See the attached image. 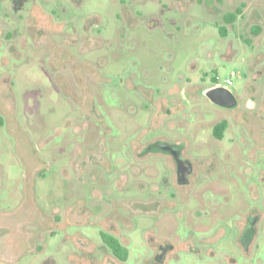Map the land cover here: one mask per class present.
I'll return each mask as SVG.
<instances>
[{
	"label": "rangeland",
	"instance_id": "rangeland-1",
	"mask_svg": "<svg viewBox=\"0 0 264 264\" xmlns=\"http://www.w3.org/2000/svg\"><path fill=\"white\" fill-rule=\"evenodd\" d=\"M0 264H264V0H0Z\"/></svg>",
	"mask_w": 264,
	"mask_h": 264
},
{
	"label": "trees",
	"instance_id": "trees-1",
	"mask_svg": "<svg viewBox=\"0 0 264 264\" xmlns=\"http://www.w3.org/2000/svg\"><path fill=\"white\" fill-rule=\"evenodd\" d=\"M231 19H233V15H230ZM226 128V123L225 122H220L217 124L214 128V135L216 136L217 139H221L223 135V131ZM103 242L108 246V248L112 251L113 255L119 259L120 261H126L128 252L125 247H123L120 242L115 239L112 236H109L105 233L101 234Z\"/></svg>",
	"mask_w": 264,
	"mask_h": 264
},
{
	"label": "water",
	"instance_id": "water-1",
	"mask_svg": "<svg viewBox=\"0 0 264 264\" xmlns=\"http://www.w3.org/2000/svg\"><path fill=\"white\" fill-rule=\"evenodd\" d=\"M205 96L211 103L221 108H231L235 105V98L232 93L221 87L207 90Z\"/></svg>",
	"mask_w": 264,
	"mask_h": 264
},
{
	"label": "built area",
	"instance_id": "built-area-1",
	"mask_svg": "<svg viewBox=\"0 0 264 264\" xmlns=\"http://www.w3.org/2000/svg\"><path fill=\"white\" fill-rule=\"evenodd\" d=\"M225 83H226V85H228V86L231 85V81H230V80H226ZM217 87H218V86H217Z\"/></svg>",
	"mask_w": 264,
	"mask_h": 264
}]
</instances>
